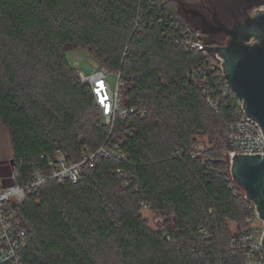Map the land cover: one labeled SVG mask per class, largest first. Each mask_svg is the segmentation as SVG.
<instances>
[{
	"label": "trees",
	"instance_id": "trees-1",
	"mask_svg": "<svg viewBox=\"0 0 264 264\" xmlns=\"http://www.w3.org/2000/svg\"><path fill=\"white\" fill-rule=\"evenodd\" d=\"M176 10L166 0H0V120L21 173L58 149L79 159L82 145L95 151L108 136L70 51L82 49L120 73L124 109H148L143 119L127 117L134 131L125 161L98 159L76 185L48 182L27 193L17 208L28 231L26 262L242 264L231 250L230 224L247 229L248 210L226 181L220 145L227 109L214 114L200 82L187 77L202 55L186 54L150 28L165 16L184 28ZM199 136L208 142L199 157L171 158ZM10 164L0 163V171ZM144 204L164 217L162 228L148 224Z\"/></svg>",
	"mask_w": 264,
	"mask_h": 264
},
{
	"label": "built area",
	"instance_id": "built-area-1",
	"mask_svg": "<svg viewBox=\"0 0 264 264\" xmlns=\"http://www.w3.org/2000/svg\"><path fill=\"white\" fill-rule=\"evenodd\" d=\"M262 9L264 6L256 8V10ZM150 28H156L162 39H167L176 47L183 48L186 54L202 55V59L189 69L187 77L200 82L206 104L214 114L220 115L227 109L220 145L229 165V177L226 181L230 189H238L234 196L241 198L248 210L246 220L248 227L243 230L235 228L231 239V250L241 254L242 264H264V223L258 216L256 205L235 183L230 171L235 154L264 155V132L258 122L246 114L243 101L228 84L223 59L205 52L209 42L200 29L192 27L187 22L182 28L178 19L169 16L158 19ZM86 61L90 72L81 69L79 63H76L78 67L75 70L81 83L90 88L102 123L109 128L108 136L95 151L82 145L79 159H71L58 149L50 154L41 155L29 165L26 173H21L15 164H10L9 174L0 171V264H30L24 258L28 247V231L17 213V208L25 202L27 193L41 190L48 182L76 185L82 178L85 166L94 167L98 159L125 161L126 154L123 147L128 136L134 131V128L127 125V117L130 114H138L139 118L143 119L148 113L144 105L130 109L123 108L124 81L120 73H111L93 60ZM113 78L116 81L114 86L111 85ZM80 140L82 141V138ZM202 151L203 149L198 146L188 151L176 149L171 158L182 161L185 157H189L194 160ZM117 173L121 174V171L117 170ZM20 180L23 184H19ZM143 208L152 212L147 204H144ZM200 234L203 237L207 236L205 230H200ZM175 235H178V231H175Z\"/></svg>",
	"mask_w": 264,
	"mask_h": 264
},
{
	"label": "water",
	"instance_id": "water-1",
	"mask_svg": "<svg viewBox=\"0 0 264 264\" xmlns=\"http://www.w3.org/2000/svg\"><path fill=\"white\" fill-rule=\"evenodd\" d=\"M264 0H255L246 11V19L233 29L221 27L228 39L225 45L209 43L206 53L220 56L228 84L243 101L246 114L264 132ZM203 34L208 30L202 29ZM14 162L11 160V165ZM11 169V168H10ZM9 172L4 174H9ZM235 183L257 207L264 223V155H237L230 168ZM264 248V235H263Z\"/></svg>",
	"mask_w": 264,
	"mask_h": 264
},
{
	"label": "flooded vegetation",
	"instance_id": "flooded-vegetation-1",
	"mask_svg": "<svg viewBox=\"0 0 264 264\" xmlns=\"http://www.w3.org/2000/svg\"><path fill=\"white\" fill-rule=\"evenodd\" d=\"M255 0H204L197 4L179 2L183 19L196 29H206L207 41L218 46L227 42L221 27L233 29L246 19V11Z\"/></svg>",
	"mask_w": 264,
	"mask_h": 264
},
{
	"label": "rangeland",
	"instance_id": "rangeland-1",
	"mask_svg": "<svg viewBox=\"0 0 264 264\" xmlns=\"http://www.w3.org/2000/svg\"><path fill=\"white\" fill-rule=\"evenodd\" d=\"M169 2V4L173 5L177 10V13L182 17V14L179 12V2H184L185 4H197L201 1L204 0H166ZM264 6V5H262ZM256 8L252 10L251 14L253 12H255ZM183 18V17H182ZM211 43V42H210ZM87 52L83 51L82 49H78V50H74V51H70L67 54V58L69 60V62L71 63L72 67L74 69H76L78 66L76 65V63L80 64L81 69H83L85 72H90L89 71V67L87 65V61L89 60L91 61L90 58H86L87 57ZM79 67V68H80ZM114 84H116L115 78H113V80L111 81V85L114 86ZM123 106V105H122ZM207 137L205 136H199L196 146H198L200 149H203V151L205 150V146H207ZM223 152V160L225 162H227L226 160V155L225 152ZM14 158V152L12 149V144H11V140H10V136H9V132L6 128V126L2 123V121L0 120V163H6L7 164L9 162H11V160H13ZM142 215L144 216V218L146 219V221L148 222V224L156 229V228H162L164 226V217L161 216V214H157L154 211H150L147 209H143L142 210ZM171 220H174V217L171 218ZM236 228L235 224H230V229L232 231H234ZM113 257V256H112Z\"/></svg>",
	"mask_w": 264,
	"mask_h": 264
}]
</instances>
